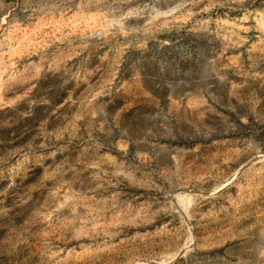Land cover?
Segmentation results:
<instances>
[{
	"label": "rangeland",
	"instance_id": "rangeland-1",
	"mask_svg": "<svg viewBox=\"0 0 264 264\" xmlns=\"http://www.w3.org/2000/svg\"><path fill=\"white\" fill-rule=\"evenodd\" d=\"M0 264H264V0H0Z\"/></svg>",
	"mask_w": 264,
	"mask_h": 264
}]
</instances>
